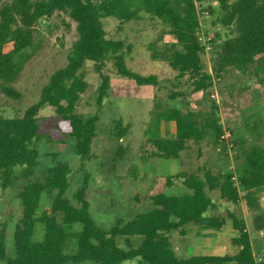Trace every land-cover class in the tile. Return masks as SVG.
I'll return each mask as SVG.
<instances>
[{
  "label": "trees",
  "instance_id": "1",
  "mask_svg": "<svg viewBox=\"0 0 264 264\" xmlns=\"http://www.w3.org/2000/svg\"><path fill=\"white\" fill-rule=\"evenodd\" d=\"M202 0H0V94L13 100L22 95L16 88L24 65L38 50L36 23L62 12L76 23L78 39L74 42L68 63L56 70L43 87L37 102L26 108L22 116L6 118L0 113V189L13 186L20 177L28 182L19 192L22 216L14 231L15 255L6 252L5 230L0 231V262L5 264H124L137 259V264H264L257 262L245 221L229 212L228 217L237 235L232 239L238 248L235 254H199L179 257L171 234H186L194 225L202 229L220 230L226 219L211 214L216 204L206 189L218 191L232 204L243 201L252 213L262 210L264 200V148L252 146L245 153L243 173H214L204 169L202 175L180 173L166 179V185L180 181L182 194L165 192L150 196V209L128 221L118 220L106 230L98 226L90 213L87 190L90 175L87 162L97 134L99 115L108 94L110 78L104 73L106 61L113 60L117 73L136 85H156L154 75L142 76L126 66L125 42L107 37L104 18L121 22L138 21L145 13L168 27L173 37L170 43L149 44L151 58L167 63L185 79L194 92L213 86V75L204 62L205 47L200 43L198 29ZM219 23L233 28L234 37L226 39L215 52L213 73L220 77L229 70L252 74L264 83V0H218ZM11 44L12 49L5 51ZM128 51L131 46H127ZM92 63L101 83L96 92V110L89 115L77 112L80 99L90 88L83 75L86 63ZM181 95V94H178ZM177 95L173 94L172 98ZM52 107L58 116L55 129L74 141L72 151L79 158L81 185L67 197L73 172L69 163L55 159L43 179L29 180L39 163V151L34 146L41 139L39 113ZM1 111V104H0ZM160 118L175 126L172 138H155L151 144L155 155L178 159L190 149V143L208 138L220 143L224 133L220 124L219 106L212 104L206 114L191 110L166 108ZM121 122H117V127ZM16 168H20L16 171ZM43 193L51 196L49 211L39 213ZM263 218L255 217V226L262 230ZM37 224L43 225L41 241L34 240ZM80 226V230L76 227ZM126 241L122 248L118 239ZM140 239L133 245L132 239ZM70 239L76 240V251L65 253Z\"/></svg>",
  "mask_w": 264,
  "mask_h": 264
},
{
  "label": "rangeland",
  "instance_id": "2",
  "mask_svg": "<svg viewBox=\"0 0 264 264\" xmlns=\"http://www.w3.org/2000/svg\"><path fill=\"white\" fill-rule=\"evenodd\" d=\"M198 6L201 11L198 37L205 47L206 68L214 78L212 87L198 92H194L185 79L177 80V73L167 63L151 58L150 43L161 41L159 44H162L174 40L161 21L145 13L138 21L121 22L112 17L103 19L107 37L125 42L126 66L142 76L154 75L157 78L156 85L139 86L121 77L113 60L106 61L104 73L110 78V87L99 115L92 155L87 162L90 213L95 223L106 230L115 226L118 220L128 221L150 209L149 198L154 194H182L185 191L177 179L174 185L167 186L168 177L182 172L202 175L204 169H208L214 173L233 174L236 178L244 172L245 153L252 146L264 148V83L252 74L235 70H229L220 77L213 73L215 52L226 39L234 37L233 28H225L219 23L221 12L218 0H202ZM35 28L38 50L24 65L15 85L22 97L13 100L0 94V113L6 118L22 116L28 106L38 101L53 73L67 65L72 46L78 39L76 23L62 12L40 19ZM129 45L130 51L126 49ZM11 49V44L5 46V51ZM83 75L90 88L78 102L77 112L89 115L96 110L95 98L101 78L90 62L86 63ZM173 94L177 96L172 98ZM213 103L219 106L220 124L224 130L220 143L210 138L200 143L191 142L190 149L178 159L155 155L151 140L172 138L175 131L172 122L160 118L164 109L169 107L206 114ZM38 119L41 139L34 146L39 151V163L29 180L43 179L55 159L65 161L73 170L67 193V197L73 200V193L82 182V173L78 171L79 158L72 151L74 141L55 129L59 118L52 107L43 108ZM118 121L121 122L119 128ZM19 169L16 168V171ZM27 182L28 179L20 177L8 189H0V231L5 230L9 257L15 255L14 231L22 216L19 192ZM206 194L217 206L211 214L225 218L226 225L220 230L191 225L183 236L179 232L171 234L177 255L187 258L201 250L202 254H211L207 248L212 243L219 244L215 250L218 255L235 254L238 248L233 245L232 239L237 232L228 217L231 212L245 221L257 262L264 260V228L258 230L255 226L257 215L263 218L264 226V200L262 210L252 213L243 201L232 204L222 199L218 191L208 189ZM51 200V196L43 193L40 214L49 211ZM80 228L77 226L76 230ZM43 235V225L37 224L34 240L41 241ZM131 242L138 245L140 239L133 238ZM118 243L122 248L127 247L122 238L118 239ZM76 247V240L70 239L65 245V253H74ZM137 263V259L124 262ZM79 264L96 263L86 261Z\"/></svg>",
  "mask_w": 264,
  "mask_h": 264
},
{
  "label": "crops",
  "instance_id": "3",
  "mask_svg": "<svg viewBox=\"0 0 264 264\" xmlns=\"http://www.w3.org/2000/svg\"><path fill=\"white\" fill-rule=\"evenodd\" d=\"M219 246V244L218 243H212V244H210V246L207 248L208 250L207 251H209V252H211V254H213V255H218V253L215 251L216 249H217V247ZM201 249H202V247H201ZM203 250H204V248H203ZM199 254H202V250H201V252L199 251V253H197V254H195V255H199Z\"/></svg>",
  "mask_w": 264,
  "mask_h": 264
}]
</instances>
